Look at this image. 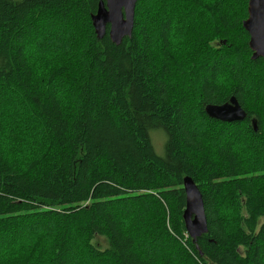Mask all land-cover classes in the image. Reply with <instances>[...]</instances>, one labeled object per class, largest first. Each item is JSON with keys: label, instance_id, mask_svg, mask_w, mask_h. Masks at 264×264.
I'll use <instances>...</instances> for the list:
<instances>
[{"label": "trees", "instance_id": "trees-1", "mask_svg": "<svg viewBox=\"0 0 264 264\" xmlns=\"http://www.w3.org/2000/svg\"><path fill=\"white\" fill-rule=\"evenodd\" d=\"M248 1L137 0L117 46L94 33L99 0H0V264H264ZM231 97L243 121L206 115ZM186 176L207 222L194 242Z\"/></svg>", "mask_w": 264, "mask_h": 264}, {"label": "water", "instance_id": "water-1", "mask_svg": "<svg viewBox=\"0 0 264 264\" xmlns=\"http://www.w3.org/2000/svg\"><path fill=\"white\" fill-rule=\"evenodd\" d=\"M136 3L137 0H99L96 13L91 16L96 38L101 40L105 36L107 26L108 38L113 44L118 46L123 39L130 38L134 27ZM247 14L242 26L249 36L251 59L264 60V0H249ZM204 111L209 118L224 123L241 122L246 118V113L234 97L222 105H207ZM253 130L256 131L254 122ZM182 183L185 194L183 222L188 236L194 242L197 237L207 232L202 197L190 177L183 178Z\"/></svg>", "mask_w": 264, "mask_h": 264}, {"label": "rangeland", "instance_id": "rangeland-1", "mask_svg": "<svg viewBox=\"0 0 264 264\" xmlns=\"http://www.w3.org/2000/svg\"><path fill=\"white\" fill-rule=\"evenodd\" d=\"M36 54H39V53H36ZM149 137H150V140H151V143H152V146H153V149H154L156 155L162 157L164 155V145H165V141H166V135L161 130H152L149 132ZM33 228L35 230L39 229L38 226H33ZM25 235L26 236L24 238H27V237L31 236V233L28 232ZM22 236H21V238H22ZM12 238H13V236H11V235L9 236L6 233L3 235H0V247L2 249L6 248L5 244L8 243L10 241V239H12ZM21 238H20V241L22 240ZM78 259L81 260L82 257L79 256ZM78 263L81 264L82 261H78Z\"/></svg>", "mask_w": 264, "mask_h": 264}]
</instances>
